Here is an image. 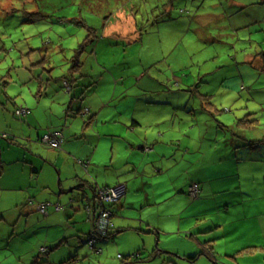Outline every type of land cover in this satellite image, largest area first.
I'll list each match as a JSON object with an SVG mask.
<instances>
[{"label": "rangeland", "instance_id": "rangeland-1", "mask_svg": "<svg viewBox=\"0 0 264 264\" xmlns=\"http://www.w3.org/2000/svg\"><path fill=\"white\" fill-rule=\"evenodd\" d=\"M74 64L80 68L71 74ZM63 78L71 84H92L90 91L101 101L120 99L125 127L111 129L124 147L126 143L131 146L128 135L133 131L127 123L140 116L145 104L163 119L162 131L171 125L176 112L179 125L187 109L189 122L182 128L196 127L194 132L187 129L189 146L196 149V138L201 135L207 142L214 140L219 145L218 161L223 163L215 169L209 165L212 159L205 157L201 172H191L194 179L187 176L190 182L197 180L196 174H200L198 179L207 175L213 179L205 183L199 200L190 196L191 214L213 207L220 210L193 218V232L218 222L222 230L211 244L218 252L217 264H246L245 257L235 263L232 252L243 244L244 220L236 221L232 231L225 223L235 218L230 213L241 211L240 194L235 190H241V184L243 189L248 187L246 175L264 174V164L260 171L259 167L252 171L250 166L258 163L248 161L250 155L264 159V0H0V137L9 136L2 137L3 145L22 138L15 128H29L21 122L23 117L15 115V108L24 101L30 103V94L40 89L48 95L63 91ZM21 89H28L27 94H20ZM202 95L211 97L214 116L204 111ZM85 118L87 123L90 117ZM13 154L16 156L15 151ZM125 155L122 151L119 166ZM6 195L0 191V264L215 262L200 256L204 245L184 234L181 237L187 242L183 245L191 257L199 258L158 256V250L166 247L164 242L172 238L165 234L159 238L154 226L146 225L147 221L156 223L164 207L152 209L144 192L133 196L134 205L125 212L115 210L119 219L111 238L96 245L103 254L88 245L84 227L80 230L78 224H72L75 228H69L65 217L61 224L47 225L38 213L42 220L32 225L25 214L4 213L10 207ZM81 212L86 222L83 208ZM124 216L130 220H122ZM204 218L203 225L195 226ZM47 234L49 239L61 234L66 237L59 240V248L42 253L40 246ZM230 239H235V245ZM259 248L264 252V247ZM263 258L264 254L259 255L257 262Z\"/></svg>", "mask_w": 264, "mask_h": 264}, {"label": "crops", "instance_id": "crops-1", "mask_svg": "<svg viewBox=\"0 0 264 264\" xmlns=\"http://www.w3.org/2000/svg\"><path fill=\"white\" fill-rule=\"evenodd\" d=\"M74 85H77L76 88H73ZM91 85L84 86L81 82L71 84L63 78V91L61 89L56 95H48L40 89L35 94H30V103L24 101V104L15 108V112L21 107L28 109L29 113L21 122L26 123L29 128L23 126L15 128L20 131L12 132L21 135L22 138L16 137V140H10V145H3L1 140L2 137L8 139L9 136L4 134L0 137V191L9 194L6 197L9 199L10 206L2 211L10 213L8 210H11L25 214V219L31 221L32 225L38 223L39 219L42 220V216L47 225L61 224L60 219L65 217L69 228L72 224H78L77 229L80 230L84 227L88 243L87 236L93 231V223L88 218L84 222L81 212L83 208L81 194L85 192L92 197L99 188L124 183L127 187L126 195L118 204L111 207L113 216L110 233L118 225L119 218H116L115 210L125 212L128 206L134 205L133 196L144 192L152 209L160 207L162 210L161 207H164V213L157 215L156 223L147 221L146 225L154 226V232L155 230L159 232V238L161 234L172 238V241L164 242L166 247H162L164 250H158V256L165 253L176 257H188L195 261V257H191L187 247L183 245V242H187L181 237V234H184V237H189L191 241L204 245L200 256L209 253L212 258L206 256L217 264L215 255H218V252L214 251V248L207 250L205 246L206 243L215 241L222 228L218 222H213L196 234L193 232L195 223L193 218L215 215L220 210L216 207L199 209L194 211L192 216L190 204L193 202L190 200L191 195L188 190L189 184L197 183L202 194L205 183H211L213 179L209 175L205 179H198L200 174H196L197 180L190 182L187 176L194 179L193 174L190 173L201 172L205 166V157L212 159L209 165L220 169L223 163L217 158L219 145L213 143L214 140L207 142L201 135L198 139L196 138V149H192L189 146L191 137L187 134L194 132L196 127L189 126L186 130L182 128L184 122H189L187 109L184 112L185 116L180 118L179 125L175 117L176 112L173 120L169 121L171 125L162 131L163 119L145 104L143 110H139L140 116L129 119L130 122L127 123L133 131L131 135H128L131 146L125 142L124 147L122 139L116 138L117 134L111 129V126L125 127L120 118L124 115V112L119 109L120 99L101 101L96 92L90 91ZM27 90L21 89L19 93L27 94ZM146 103L152 105L150 102ZM87 116L90 120L86 123ZM164 118L167 119L166 115ZM55 131H61L65 137L61 151L39 142L41 136ZM183 132L186 133L184 141ZM183 148L187 151L184 152ZM14 151L16 156L13 154ZM122 151L127 157L123 156V165L119 166ZM206 152L208 153L204 155ZM248 158L249 163H258V165L250 166L252 171L256 167H259L258 171L262 169L260 165L264 164L262 156L250 155ZM100 172L104 174H98ZM113 173L115 176L111 177ZM261 175L264 174L246 175L244 183L248 187L243 189L241 184L239 185L241 190H235V193L238 191L240 194L241 211L239 214L229 212L235 218L225 223V226L232 231L236 221L244 220L243 244H238V247L232 251L235 263L238 258L245 257L246 264H264V258L257 262L258 256L264 254L263 249L259 248L264 247V176L260 177ZM237 180L241 182L242 179L239 176ZM42 203L48 205L46 215L37 210V206ZM226 207L229 210V206ZM38 213L42 216L40 217ZM84 213L87 214L85 210ZM34 215H36L35 218ZM122 220L127 221L130 218L124 216ZM206 221L205 218L204 221L200 219L199 224L195 226H201ZM86 225L89 227L87 228ZM65 237L66 234H61L49 239L47 234L45 243L40 246V249L48 248L50 251L54 246L59 248L57 246L59 240L65 241L63 239ZM83 240L80 239L81 242H84ZM233 240L235 239H230L232 243ZM96 245L97 243L95 248ZM98 250L101 251L100 254H103L102 249ZM53 255L54 252L51 253V256Z\"/></svg>", "mask_w": 264, "mask_h": 264}, {"label": "built area", "instance_id": "built-area-1", "mask_svg": "<svg viewBox=\"0 0 264 264\" xmlns=\"http://www.w3.org/2000/svg\"><path fill=\"white\" fill-rule=\"evenodd\" d=\"M28 109L25 107L18 108L15 112L17 116L24 117L28 114ZM41 142L45 145L52 146L56 149H61L64 143V136L61 132H51L45 134L41 138ZM126 193V185L124 183L118 184L109 188H99L94 196L85 197L84 208L87 213V218L93 223V231L90 234L88 241L91 248L99 241L109 237L112 227V212L109 205L117 204ZM199 185L192 184L189 194L193 197H198ZM47 204H39L37 209L42 214L46 215ZM59 209V206H57ZM43 251L46 248L42 249Z\"/></svg>", "mask_w": 264, "mask_h": 264}, {"label": "trees", "instance_id": "trees-1", "mask_svg": "<svg viewBox=\"0 0 264 264\" xmlns=\"http://www.w3.org/2000/svg\"><path fill=\"white\" fill-rule=\"evenodd\" d=\"M92 40H90V42H91ZM72 68H74V70L73 71H70V73L72 74V72H74V71H77L79 68H80V65H77V64H74V66L72 67ZM171 85V84H170ZM209 98H211L210 96H207V95H202V97H201V99L202 100H204V102L205 103H203V109H204V111H206V112H208L209 114L211 113L212 114V116H214V114L212 113V110H213V107L215 108L216 106L210 101V99ZM56 132V131H55ZM59 132H61V131H59ZM48 133H51V132H48ZM62 133V132H61ZM63 134V133H62ZM44 136V135H43ZM64 136V135H63ZM64 141H65V137H64ZM39 142L42 144V145H45V144H43L42 142H41V138H39ZM213 143H215V142H213ZM63 145V144H62ZM45 146H47V147H49V148H52V149H55V150H57V151H61L62 150V147H61V149H56V148H54V147H52V146H49V145H45ZM118 184H121V183H118ZM118 184H116V185H118ZM192 184H194V183H191V184H189V188H188V190L190 191V188H191V186H192ZM116 185H114V186H116ZM126 185V184H125ZM111 187H113V186H111ZM107 188H109V187H107ZM126 192H127V187H126ZM200 192H201V189H200V187H199V193H198V197H199V195H200ZM125 195H126V193H125ZM124 195V196H125ZM124 196L122 197V198H124ZM88 197H91V196H88ZM198 197H194V198H198ZM122 200V199H121ZM120 200V201H121ZM119 201V202H120ZM118 202V203H119ZM117 203V204H118ZM42 204H47V203H42ZM114 205H116V204H114ZM114 205H109V208L111 209V207L112 206H114ZM83 208H84V200H83ZM84 210H85V208H84ZM111 212H112V210H111ZM112 214H113V212H112ZM87 215V214H86ZM86 219H87V216H86ZM92 232H90V234H91ZM90 234H88V236H87V241H88V238H89V236H90ZM108 238H111V233L109 234V237ZM108 238H106V239H108ZM210 243L212 244L213 242H208V243H206V248H208L209 250H212V248H213V246L212 245H210ZM88 245H89V242H88ZM90 246V245H89ZM93 250H94V252H96V253H98V254H100L101 253V251H99L98 249H96L95 247H93ZM42 253H48L49 251H48V248L45 250V251H42V250H40ZM246 251H248V250H246ZM206 255L208 256V257H210L211 256V254H209V253H206ZM136 258H137V256H135ZM194 259H196V257L194 258ZM37 264H39V261H37Z\"/></svg>", "mask_w": 264, "mask_h": 264}, {"label": "water", "instance_id": "water-1", "mask_svg": "<svg viewBox=\"0 0 264 264\" xmlns=\"http://www.w3.org/2000/svg\"><path fill=\"white\" fill-rule=\"evenodd\" d=\"M85 197H86V193L83 192V193L81 194V201H83V200L85 199Z\"/></svg>", "mask_w": 264, "mask_h": 264}]
</instances>
